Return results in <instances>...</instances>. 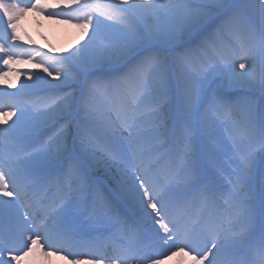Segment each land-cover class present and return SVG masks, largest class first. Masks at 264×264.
<instances>
[{
	"label": "snow or ice",
	"instance_id": "6c2138e0",
	"mask_svg": "<svg viewBox=\"0 0 264 264\" xmlns=\"http://www.w3.org/2000/svg\"><path fill=\"white\" fill-rule=\"evenodd\" d=\"M58 3L70 10L56 11L42 0L25 6L0 0V15L11 29L7 38L0 34V61L9 71H18L10 67L20 59L14 43L20 39L17 23L29 10L78 21L85 34L92 29L88 43L61 57H49L36 47L29 60L39 56L37 67L47 64L43 71L49 77L63 76L61 84L72 81L86 97H101L103 109L93 111L87 100L81 107L76 91L28 101L32 116L26 117L28 109L11 101L14 94L0 90V113L5 117L0 120V153L5 154L0 158V221H15L9 235L0 233V264H22L44 245L54 249L47 256L68 251L64 259L69 264H104L105 259L110 264H131L140 258L144 233L121 214L118 202L134 205L165 246L195 252L193 264H264V58L258 66L253 56L258 45L264 49V0ZM225 33L231 38L227 45ZM170 58L181 76L178 116L172 113L169 99ZM7 75L0 70V76ZM34 75V83L46 80L40 73ZM256 93L259 101L252 98ZM9 106L12 110L6 111ZM78 112L83 113L79 122ZM209 114L214 117L211 125ZM105 116L109 147L97 146L87 135L88 128ZM11 117L15 120L9 124ZM217 127L227 131L239 155V171L228 181L231 193L214 191L201 164L202 155L223 148L213 133ZM169 145L178 150L182 165L162 151ZM87 146L92 148L93 165H118L115 198L106 194L102 181L94 180L90 166L78 158V152L87 154ZM97 152L102 155L97 157ZM216 174H221L219 169ZM257 183L258 206L250 197L240 198L248 197ZM38 187L56 195L33 216L29 197L35 201ZM214 199L222 201L224 211H208ZM242 204H247L243 215L234 211ZM89 208L93 216L102 214L111 222V257L84 258L69 251L78 243H95L77 239L80 217L88 215ZM195 226L201 231L199 244L189 242ZM167 254L148 259L162 264L159 257Z\"/></svg>",
	"mask_w": 264,
	"mask_h": 264
},
{
	"label": "rangeland",
	"instance_id": "374dc122",
	"mask_svg": "<svg viewBox=\"0 0 264 264\" xmlns=\"http://www.w3.org/2000/svg\"><path fill=\"white\" fill-rule=\"evenodd\" d=\"M10 2H13V0H10ZM32 2V0H29L28 4ZM49 3L52 4L55 3V0H49ZM196 0H193V3H195ZM29 13H35L34 11L29 10L26 14ZM25 14V15H26ZM24 15V16H25ZM3 17L0 15V22L3 23ZM91 32L92 29L89 28L88 33L86 34L87 40L91 38ZM0 34H2L5 38H7V35L3 30H0ZM111 34V33H107ZM224 42V41H223ZM20 43V42H19ZM22 45L24 44V41H21ZM20 43V44H21ZM84 44L82 42H77L75 44H71L68 48L67 55H69L71 52H74L77 48L83 46ZM256 55L259 56L261 59L264 58V49H262L259 45L254 50ZM20 59L19 62H13L11 63L10 67L14 70L18 71H9V66L4 65V72H7L8 75L0 76V87L5 88V84L3 83V80L6 81V84L8 87L12 89H23L26 92L30 93L27 94L28 96L24 99V101L21 103V105L25 106L28 110L26 112V117L32 116V111L30 107L28 106V101L35 100L39 97L49 98L54 97L57 95H63L67 92H76L80 91L79 86L75 85L73 87H67L65 85H62L61 87L54 88L52 80L57 79L56 74L53 73V76L49 77L46 72L43 71L44 67H48L47 64L43 65L42 67H37L39 62L36 59L29 60V53L20 54L19 51H17ZM66 55V56H67ZM3 56V53H0V57ZM52 57V56H51ZM6 58V57H5ZM170 64L172 65L171 72H172V91L170 93L169 99H170V105H171V111L173 114L179 115V106H180V80L181 76L177 72L175 68V62L173 58H170L169 60ZM0 65H3L2 61H0ZM52 69L49 68V71ZM35 73H40L43 77L46 78V80L41 81L39 83H34L35 80ZM28 75H32V79H28ZM63 77V76H61ZM27 81V83H25ZM191 81L192 83H196V77L194 74H191ZM50 82V83H49ZM220 83L219 80L216 81V84ZM212 87H215V84L211 85ZM255 101L260 100L259 93L254 94L252 97ZM85 100L88 101L90 106L92 107L93 111L100 110L99 108V100L100 97L98 96H85L83 91H80V101H81V107L84 106ZM11 111L12 109H7L6 111ZM165 115L166 118L168 117L169 109L165 108ZM201 120H204V114L203 110L201 111ZM75 119L79 122L83 119V113L78 112L75 114ZM107 118L102 119L96 126L89 127L87 130V135L95 141L97 146L101 147H109V129L105 123ZM13 120H15V117H13ZM207 120L209 124L211 125L214 122V117H212L210 114L207 117ZM167 123H170V120L166 119ZM8 123L11 124L12 121L8 119ZM7 126V125H6ZM103 132V134L101 133ZM214 136L216 139H218L223 144V148L221 151L217 153H213L210 156L209 155H202L201 156V164L205 168L207 175L209 177L210 183L212 184L213 188L221 189L220 191L225 193H231L232 192V185L228 182L230 179L234 178L235 172L239 171V155L238 153L233 149L232 147V141L228 138V133L226 130L215 128L213 129ZM106 135V137H104ZM238 139H241L238 137ZM204 138H201V143H203ZM77 142L79 140L77 139ZM242 148L245 147V144L240 145ZM162 151L168 153V158L177 165H182L183 161L179 158L178 150L174 145H169L168 147L162 149ZM92 152L91 146H87V153ZM78 158L83 160L87 165L89 164L90 160L92 159V156L88 154H83L78 152ZM96 155H102V153L97 152ZM90 169L93 171L94 167L92 165H89ZM111 172H107L108 174H111L113 176L117 175V171L119 169L118 165L112 164ZM219 169L220 173L219 175L216 174V170ZM90 175V174H89ZM94 180L102 181V187L104 188L105 192L106 190H109L106 185L112 186V184L116 183V178L111 177L109 179L110 181L107 182V175H98L94 176L92 175ZM99 179H97V178ZM110 188V187H109ZM260 192L259 190V184L257 183L255 189L252 192ZM249 193L248 197H245L241 195V199L243 198H249L253 193ZM251 200H253V197H251ZM104 217V215H101ZM82 216L80 217V219ZM257 227H259V220L257 222ZM34 255L36 256V260L38 264H46L45 262V255L41 250H37L34 252ZM51 257V256H50ZM22 264H28V263H22ZM57 264H60L58 262Z\"/></svg>",
	"mask_w": 264,
	"mask_h": 264
},
{
	"label": "bare ground",
	"instance_id": "6f19581e",
	"mask_svg": "<svg viewBox=\"0 0 264 264\" xmlns=\"http://www.w3.org/2000/svg\"><path fill=\"white\" fill-rule=\"evenodd\" d=\"M16 1H18L19 3H22V4L26 2L24 0H16ZM48 1L49 0H42V2H46L50 7L54 8V10H56V11H60L61 9L70 10V9H67L64 4H59L58 0H55L54 4H52L51 2L49 3ZM3 20H4V21H2L3 23L0 22V29H2L7 35H9L11 33V29L7 27V20L5 17H3ZM78 23H79L78 21L68 22L65 18L49 17L47 15V13H40V12L31 13L27 16H22L20 18V20L18 21L17 32L19 34L20 39L14 41V43L19 46L17 48V50L21 51L22 54L28 52L30 55L32 49L39 47L44 52L48 53L49 57H51V56L52 57L66 56L68 48L71 44H75L77 42H82L83 44L88 43L86 34H85L84 30L78 26ZM257 30H259L258 26H257ZM224 36L226 37V41L227 40L229 41L231 39L227 33H225ZM20 40L24 41L23 45L19 43V42H21ZM253 56L256 60L257 65L259 66L261 58L259 56H257L254 52H253ZM35 59L38 62H40L39 56H37ZM0 70H2V71L4 70V67L1 65H0ZM62 79H63V77H60V79L52 80L53 87L58 88L57 86L61 87L62 85H65L67 87H73V86L77 85L72 81L61 84L60 81ZM3 83L5 84V88L0 87V90H3V92H5V93L14 94L10 98L12 102L22 103L24 101V99L28 96L27 94H30V93L26 92L25 90L23 91V89H12L11 90V88L7 86L6 81L3 80ZM5 99L7 100L9 98L5 97ZM99 108H100V110L103 109L102 98L99 102ZM7 109H12V108L9 106V107L5 108V110H7ZM104 118H107V116H105ZM2 119H5V117L2 115V113H0V120H2ZM9 120L14 121L13 117H11ZM3 127H6V125H4ZM101 133L103 134V132H101ZM104 137H106V135H104ZM77 143H79V142H77ZM87 154L89 156L90 155L92 156V152H89ZM4 155H5L4 153H0V158H2ZM96 156L99 157L101 155H96ZM88 165H92L94 167L93 171L91 169L89 171V174L91 176L92 175H94V176L95 175L96 176L107 175L108 180L111 179V177H115L116 180H118V178H119V175H120L119 169L117 171L118 174L115 176L107 173L108 171L109 172L112 171V169L110 168V167H112V164L106 165V164L100 163L97 165H93V159H91ZM113 185L115 187V188H113V191L117 192V188H118L117 181ZM46 190H47L46 187H38L34 190L33 195H34V197H36L38 195L43 196L46 193ZM51 197L52 198L55 197L54 191L52 192ZM124 204L127 205L128 207H131L134 211V217H131L129 219L130 223L139 224L140 221H144L146 223L150 222V221L144 220V218L142 217V214L139 213L137 209H135L134 205H132L131 203H124ZM220 205H222V203L218 200V203L216 204V206L220 207ZM245 207L246 206L241 205V207L239 209H234V211H239L243 215V211H244ZM14 224H15V221H9V220L5 219L3 221H0V229L1 230L3 229L4 233L6 232V234H7V232L9 230H11V228L14 227ZM193 234L194 235H192V237L194 239H189V242L190 243L196 242V244H199L200 239L196 238V237H200L201 233H199L197 231V233H193ZM90 237L91 236H89V238ZM90 239H92V237ZM146 239H147V241H149L150 245L153 244V251L158 250L160 248L159 246L162 242L157 240L154 237V235L152 234V232L148 233V235L147 234L144 235V240H146ZM169 244H171V241H169ZM150 245H149V247H150ZM48 250L50 251L51 249H49L47 245H44V248L42 250L43 254L45 255V253L48 252ZM87 250L89 252L91 251L88 248H87ZM97 250L98 249L96 248L93 251H97ZM66 255H68V251H65L62 254L55 255L52 257L45 255V258H46L45 262H46V264H57L58 262H60V264H69V261L64 259V256H66ZM194 255H196L195 252H190V249H185L184 252L178 251L175 254H173V256H171L170 258L163 259L162 262L164 264H169V263H172V264H193L191 256H194ZM103 257H111V255H104ZM143 260L146 261V257H145V259L141 258L139 260H135V261L131 262V264L136 262V261H138L139 263H142ZM22 262H29L31 264H38L37 260H36V256L34 255V253L31 256L25 258V260ZM104 264H110V260L105 259ZM205 264H207V262H205Z\"/></svg>",
	"mask_w": 264,
	"mask_h": 264
}]
</instances>
